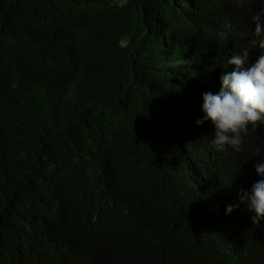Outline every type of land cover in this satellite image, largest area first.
I'll return each mask as SVG.
<instances>
[{"label":"trees","instance_id":"obj_1","mask_svg":"<svg viewBox=\"0 0 264 264\" xmlns=\"http://www.w3.org/2000/svg\"><path fill=\"white\" fill-rule=\"evenodd\" d=\"M262 8L0 0V264H264V219L238 197L264 125L219 152L195 123L232 53L259 58Z\"/></svg>","mask_w":264,"mask_h":264},{"label":"clouds","instance_id":"obj_2","mask_svg":"<svg viewBox=\"0 0 264 264\" xmlns=\"http://www.w3.org/2000/svg\"><path fill=\"white\" fill-rule=\"evenodd\" d=\"M255 37L251 44L259 49V58L251 66H247L248 49L233 52L227 59V65L233 66L231 72L220 77L221 86L216 94H202V118H198L197 126L210 121L214 126V138L211 143L219 152L231 148L240 152L246 136L255 133L264 125V8L253 17ZM218 35L220 39H228L232 28L230 23ZM260 147L255 149V155L261 154ZM255 171L261 179L257 180L250 191L240 189L239 202L255 215L251 217L252 224L257 225L264 219V163H257ZM239 204L226 206L225 214L238 208Z\"/></svg>","mask_w":264,"mask_h":264}]
</instances>
